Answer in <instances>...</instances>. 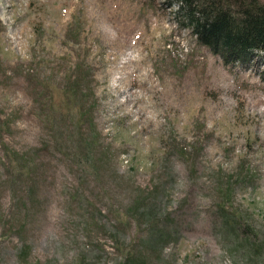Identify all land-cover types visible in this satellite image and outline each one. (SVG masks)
I'll list each match as a JSON object with an SVG mask.
<instances>
[{
    "label": "rangeland",
    "instance_id": "374dc122",
    "mask_svg": "<svg viewBox=\"0 0 264 264\" xmlns=\"http://www.w3.org/2000/svg\"><path fill=\"white\" fill-rule=\"evenodd\" d=\"M176 8L0 0V264H118L128 248L152 264H264V49L225 62ZM69 56L88 92L55 89L50 118L88 110L59 147L36 88L63 83ZM165 227V241L141 243Z\"/></svg>",
    "mask_w": 264,
    "mask_h": 264
},
{
    "label": "trees",
    "instance_id": "16d2710c",
    "mask_svg": "<svg viewBox=\"0 0 264 264\" xmlns=\"http://www.w3.org/2000/svg\"><path fill=\"white\" fill-rule=\"evenodd\" d=\"M175 2L178 4V8H176L175 11L181 16V23L183 22L191 27L196 38L202 42V44L216 52V54H219L223 61L232 63L234 60H238L247 65L254 56L257 55L259 49H264V1L175 0ZM69 58L70 56L64 57V69L67 68L64 73L63 83H55L51 77L47 75L48 77H42L39 80V84L41 85L36 88L40 101L42 98L44 99V101H42V111L37 110V115L42 122L48 125V128L54 136V141L59 147H69L66 139L72 138V132L75 129H82L85 124V112L88 110L87 107H83V104H78L77 108L80 113L68 114L66 117L61 115L58 126L54 118H50V115L53 113L51 110L53 104L50 102L51 93L55 89L59 88L63 90L64 93L73 95L75 100L78 99V101L81 100L79 98H81L83 93L88 92L87 90L82 91L81 87L85 85V83H83L84 78L89 70L84 68L76 60L70 58L69 61ZM31 59L38 61L33 55ZM67 61H69L68 64ZM31 74H33V72ZM89 121L91 122V126L94 127L93 131L95 132V123L92 122L91 118ZM76 139L77 144L81 146L82 149L85 148L89 140L86 137H78ZM33 149L35 150V147ZM87 153L88 150L85 153V158H87ZM71 155L81 158L79 152H73ZM16 158L19 159V162L16 161ZM15 161L16 163H14V165L21 169V174L25 173V171H30L29 165L31 164V160L27 150L16 155ZM224 202H226V200L221 201L222 210L225 209ZM137 208V205H135L134 209H136L135 213L137 216L144 214L145 218L148 220H152L153 215L158 214V208H155L153 205L143 207L139 213V208ZM164 214H158V216L163 217ZM228 215H230V213H223L227 221L229 220ZM230 225L236 226L234 222L230 223ZM113 231H116L120 235L118 228H114ZM156 232H159V236L155 237L156 241L161 243L166 240V237L172 231L166 227L162 229H152V231H149L146 238H141V243L143 244V240H146V243L151 242ZM144 249L145 248H141L138 252L135 250L133 251L131 248L124 250L123 257H120V263L118 264H152V257Z\"/></svg>",
    "mask_w": 264,
    "mask_h": 264
}]
</instances>
